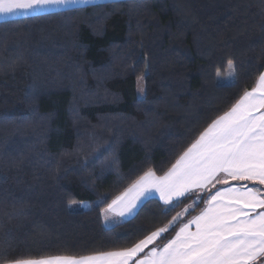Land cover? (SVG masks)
<instances>
[{"label":"trees","instance_id":"1","mask_svg":"<svg viewBox=\"0 0 264 264\" xmlns=\"http://www.w3.org/2000/svg\"><path fill=\"white\" fill-rule=\"evenodd\" d=\"M262 72L264 0H121L1 21L0 264L132 247L192 205L186 222L205 203L168 211L153 198L111 223L105 209L148 170L167 173Z\"/></svg>","mask_w":264,"mask_h":264},{"label":"snow or ice","instance_id":"2","mask_svg":"<svg viewBox=\"0 0 264 264\" xmlns=\"http://www.w3.org/2000/svg\"><path fill=\"white\" fill-rule=\"evenodd\" d=\"M79 2L95 0H0V14ZM230 79L234 86L235 77ZM233 181L264 186V72L252 90L204 128L165 175L148 170L105 209L106 218L108 213L133 214L142 198L156 192L172 206L168 211L179 207L182 198L191 199L195 207L205 203L199 215L182 226L173 217L169 226L125 249L17 258L13 264H256L264 257V187ZM218 184L226 187L217 188ZM169 227L174 237H164L167 243L162 247L149 248Z\"/></svg>","mask_w":264,"mask_h":264},{"label":"crops","instance_id":"3","mask_svg":"<svg viewBox=\"0 0 264 264\" xmlns=\"http://www.w3.org/2000/svg\"><path fill=\"white\" fill-rule=\"evenodd\" d=\"M115 1H121V0H95V2L93 3V2H89V3H83V2H79V3H67V4H65V5H59V6H53V7H50V8H48V9H45V10H40V11H37V10H25V9H16V10H14L13 12H11V13H7V14H0V22L1 21H5V20H10V19H16V18H22V17H27V16H33V15H38V14H44V13H49V12H57V11H62V10H66V9H71V8H81V7H85V6H89V5H95V4H102V3H107V2H115ZM258 82V81H257ZM257 85V84H256ZM166 174V173H165ZM164 174V175H165ZM157 175V174H156ZM158 176V175H157ZM158 177H160V176H158ZM136 183V182H135ZM134 183V184H135ZM233 183L235 184V183H244V182H236V181H233ZM219 185V184H218ZM132 186H130L129 188H131ZM223 187H226V185H219V188H223ZM264 187V186H263ZM128 188V189H129ZM127 189V190H128ZM126 190V191H127ZM125 192V191H124ZM123 192V193H124ZM215 192V191H214ZM122 193V194H123ZM121 194V195H122ZM121 195H119V196H121ZM118 196V197H119ZM117 198V197H116ZM115 198V199H116ZM153 198H155V199H157V200H159L161 203H163V201L160 199V197H159V194L158 193H156V192H153L150 196H148L146 199H143L142 198V201H141V203H139L138 204V210H136V211H134V213L133 214H129V215H125L124 217H120V216H117V215H115V214H113V213H108L107 214V218H106V220L108 221V222H113L114 220H116V219H119V220H129V219H131V218H133L136 214H137V212L139 211V209L141 208V206L147 201V200H149V199H153ZM114 199V200H115ZM112 203V202H111ZM110 203V204H111ZM173 203H175V201H173ZM109 204V205H110ZM164 204V203H163ZM192 206V205H191ZM191 206H187V207H185V208H188V211L190 210V208H191ZM205 206L206 205H204V207L201 209V210H199L196 214H194L190 219H188L187 221H189V220H191L194 216H196V215H199L200 213H201V211L205 208ZM106 217V216H105ZM186 221V222H187ZM185 223V222H184ZM183 224H181L180 226H182ZM169 226V225H168ZM169 229H170V227H169ZM179 230V227H178V229L176 230V231H178ZM195 229H194V227H193V231H194ZM175 235V234H174ZM174 235H173V237H174ZM172 237V238H173ZM161 239V238H160ZM160 239H158L157 241H156V243L155 244H153V245H150L149 246V248H151V247H158V242H159V240ZM162 247V246H161ZM148 251V249H145V252H147ZM144 255V253H141V256H143ZM9 264H13V263H9ZM256 264H264V257H261V258H259V260L256 262Z\"/></svg>","mask_w":264,"mask_h":264},{"label":"rangeland","instance_id":"4","mask_svg":"<svg viewBox=\"0 0 264 264\" xmlns=\"http://www.w3.org/2000/svg\"><path fill=\"white\" fill-rule=\"evenodd\" d=\"M231 76H234L232 67H230L229 72H228V75H227V78H228V82L229 83L233 82L232 79H230ZM137 88H138V94H139V96L142 97L144 95V92H145V90H144L145 87H144V81H143V79H139L138 80V86H137ZM88 206H89V204L87 202H83V203L74 205L73 208H77V209L78 208H81L82 209V208H86ZM186 209H187V212L185 211ZM187 213H188V208H184L179 213V215L176 217L177 220H179L180 218L184 217ZM106 222H108V221L106 220Z\"/></svg>","mask_w":264,"mask_h":264}]
</instances>
